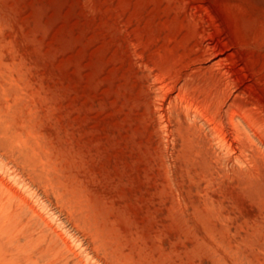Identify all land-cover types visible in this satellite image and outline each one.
Wrapping results in <instances>:
<instances>
[{
  "label": "rangeland",
  "instance_id": "rangeland-1",
  "mask_svg": "<svg viewBox=\"0 0 264 264\" xmlns=\"http://www.w3.org/2000/svg\"><path fill=\"white\" fill-rule=\"evenodd\" d=\"M261 152L264 0H0V264H264Z\"/></svg>",
  "mask_w": 264,
  "mask_h": 264
},
{
  "label": "bare ground",
  "instance_id": "bare-ground-1",
  "mask_svg": "<svg viewBox=\"0 0 264 264\" xmlns=\"http://www.w3.org/2000/svg\"><path fill=\"white\" fill-rule=\"evenodd\" d=\"M221 64H220V67H221ZM184 96H182V97H184ZM180 97L178 99H175L174 101H172V106L171 107L174 108L177 112L183 114L190 121V123L193 125V127L196 128V130L199 133H203L204 132L205 135L210 136V140L213 141V142H215L216 145L219 146V148H224L226 151L223 149V151H224V152H222L223 154L228 153L230 151H233V143L232 142L229 143V141H228V136H229L228 135V130H231L232 129L236 133H238V134H244V135L245 134L248 135V133L250 131L253 132L252 131L253 128L250 127L251 125L249 126L247 124V122L245 121V119L243 118V116H241L242 114H239L233 108L231 109V106H229L230 108L229 109L227 108V110L224 109L227 104H225V105H219L217 107H214V109L209 112V111L204 110V108L203 109L200 108V106H202L201 104H200V106H198L193 101H190L189 98H188L189 99L188 100V99L180 98ZM232 103H234V102H232ZM234 106H235V104H234ZM238 109H239V107H238ZM248 123H249V121H248ZM251 136H252V134H251ZM257 138H259V137H257ZM250 140H252V139H250ZM256 143H257V141H256ZM254 145L256 146L257 150L263 151L262 150L263 148L261 146H259L258 143L257 144H254ZM219 150H221V149H219ZM262 154L264 156V152L263 153L261 152L260 155H262ZM225 155H227V154H225ZM223 156H220L218 154H215V157H216L217 161H220V162H222L223 159L225 158V157L223 158ZM228 156H229V154H228ZM21 183H22V181H21ZM23 186H24V184H23ZM13 195L11 194V197H12L11 201L13 203H15L17 201H15V199H14L15 196H13ZM19 199H21V198H18V200ZM23 202L24 201H22V203ZM43 206H44V204H43ZM29 213H31V212H29ZM103 251L104 252H102V251L101 252L104 253L106 257L103 256V258H102L99 255L89 256L88 257V264H109V262H111V261H113L115 264H117L116 261H114L111 258V254H110V251H109L108 248L103 247ZM88 255H89V253H88Z\"/></svg>",
  "mask_w": 264,
  "mask_h": 264
}]
</instances>
